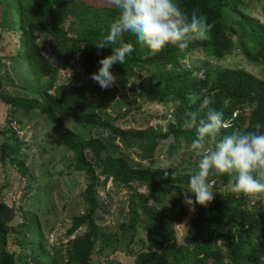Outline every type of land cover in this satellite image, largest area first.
Here are the masks:
<instances>
[{
  "label": "trees",
  "instance_id": "obj_1",
  "mask_svg": "<svg viewBox=\"0 0 264 264\" xmlns=\"http://www.w3.org/2000/svg\"><path fill=\"white\" fill-rule=\"evenodd\" d=\"M261 1L264 13V0ZM177 2L189 15L195 12L213 24L209 38L194 40L184 50L169 46L156 54L126 40L125 46L131 47L134 54L125 68L114 69L126 75L135 68L153 67L144 82L147 101L170 106L176 116V122L164 131L154 126L126 128L115 119L99 115L96 102L85 94V85L56 84L55 62L39 44L41 31H58L67 41L71 55L77 54L90 64L101 58L111 60L114 50L97 49L95 43L118 20L113 0L105 4L83 0H0V26H10L20 33L18 54L25 58L36 81L48 79L38 85V97L11 95L6 87L14 79L0 55V100L14 109L37 110L45 115L73 153L75 168L84 172L88 180L84 190L88 207L73 217L68 234L86 229L68 241L65 252L55 245L53 251L48 249L38 219L16 225V208L0 200V264H25L29 255H46L49 264H90L98 242L102 248L115 246L113 233L99 222L108 212L99 191L109 181L131 190L127 229L132 236L128 246L129 254L135 257L129 264H264V193H233L227 174L212 175L209 179L216 180L214 186L217 180L229 186L232 199L213 196L207 206H189L182 193L187 190L189 175L197 169L174 166L159 170L133 157L137 153L143 159L153 158L162 141L169 137L174 141L168 148L169 156L177 151L182 140L190 147L195 129L187 128L185 122L194 111L203 116L212 108L222 114L226 126L218 138L254 131L257 122L264 125V76L244 67L211 64L230 54L237 43L251 60L264 66V18L247 12L244 0ZM196 50L203 51L207 59L188 68L185 60ZM190 96L198 97L195 104L189 102ZM204 100L208 103L203 104ZM15 116L16 111L8 118L13 131L0 143V159L10 157L27 174L29 167L19 155L22 143L18 141V129L12 125L18 126ZM65 118H71L79 127H100L102 133L86 135L70 127ZM15 138L12 143L10 140ZM135 184L146 186L147 192H141ZM149 196L153 197L152 202ZM191 210L195 215L189 220L183 239H179L178 223ZM140 230L146 241L142 240L140 250L136 251L131 244ZM13 244L16 247L12 248Z\"/></svg>",
  "mask_w": 264,
  "mask_h": 264
},
{
  "label": "rangeland",
  "instance_id": "obj_2",
  "mask_svg": "<svg viewBox=\"0 0 264 264\" xmlns=\"http://www.w3.org/2000/svg\"><path fill=\"white\" fill-rule=\"evenodd\" d=\"M83 1L87 3L97 1L99 4L111 2V0ZM244 1L247 12L252 16L264 18L261 0ZM20 43L19 32H15L10 26H0V55L8 64L9 72L14 79V83L7 86L6 90L15 96L38 97L36 93L38 85L45 84L48 79H43L40 83L36 81L27 61L18 54ZM39 44L55 62L56 84L85 85L86 96L96 102L97 113L102 117L115 119L116 123L126 128L154 126L164 131L176 122V116L170 106L154 105L147 101L144 82L152 73L153 67L135 68L126 75L113 71L117 84L113 86L111 92L104 94L90 78L97 70L98 63L90 64L82 61L77 54L71 55L67 41L58 31H41ZM206 59L203 51L196 50L189 55L185 63L191 68L195 64L201 65ZM211 64L221 67H244L259 76H264V66L251 60L237 43L230 54ZM15 111L19 133L17 137L22 143L19 155L25 159L29 172L24 174L10 157L0 159V200L16 208L17 216L14 220L16 225L23 221L30 222V219H38L44 229L48 249L53 251L52 246L55 245L65 252L68 241L86 229L82 227L74 235L68 234L73 217L85 212L88 207L84 196L88 183L87 176L75 168L73 153L63 144L58 130L52 128L53 124L37 110L26 112L14 109L0 100V143L7 139V136H12L10 134L13 131L12 122L8 118ZM65 119L70 127L86 135L102 133L100 127H79L71 118ZM16 140L15 138L10 141L15 143ZM213 142L210 147H214ZM173 143V137L164 139L157 154L151 159H143L137 153H133V157L154 169L165 170L177 166L183 170H196L200 157L195 155L184 140L177 151L169 156L168 148ZM135 185L141 192H147L146 186ZM212 191L213 196L220 199H232L229 186L223 185L219 180ZM99 193L107 202L108 208V212L104 213V220L99 222L101 227L113 233L116 245L102 248L98 242L91 255L90 264H129L135 257L129 254L128 246L132 236L131 231L127 229L130 223L128 200L131 190L109 181ZM149 201H153L152 196H149ZM194 215L195 211L191 210L187 217L178 223L179 239H183L187 224ZM142 240L146 241V235L140 230L131 247L136 251L140 250ZM14 247L16 245L13 244L12 248ZM29 250L28 247V253ZM46 257L29 255L25 264H49L45 260Z\"/></svg>",
  "mask_w": 264,
  "mask_h": 264
},
{
  "label": "clouds",
  "instance_id": "obj_3",
  "mask_svg": "<svg viewBox=\"0 0 264 264\" xmlns=\"http://www.w3.org/2000/svg\"><path fill=\"white\" fill-rule=\"evenodd\" d=\"M113 2L118 20L95 43L97 49L114 50L113 58L109 61L99 59L97 70L90 75L104 94L117 84L114 69L125 68L126 61L134 54L131 47L125 46L126 40L156 54L169 46L184 50L194 40H206L213 28L206 17L183 11L177 0ZM188 99L195 104L198 97ZM185 126L195 129L190 149L200 157L197 170L189 175L187 190L182 193L187 205L207 206L213 200L214 185L209 179L212 175L227 174L233 193L245 196L264 193V131L261 130L264 125L257 122L254 131L233 132L218 138L226 125L222 114L209 108L203 116L192 112ZM213 141L214 147H210Z\"/></svg>",
  "mask_w": 264,
  "mask_h": 264
},
{
  "label": "built area",
  "instance_id": "obj_4",
  "mask_svg": "<svg viewBox=\"0 0 264 264\" xmlns=\"http://www.w3.org/2000/svg\"><path fill=\"white\" fill-rule=\"evenodd\" d=\"M13 125H14V127L17 128L16 123H14ZM212 182H213V185H214L215 184V180H213Z\"/></svg>",
  "mask_w": 264,
  "mask_h": 264
}]
</instances>
